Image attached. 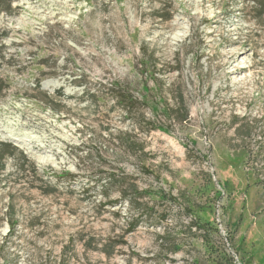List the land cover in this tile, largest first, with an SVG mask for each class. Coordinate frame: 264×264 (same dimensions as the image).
<instances>
[{"label": "rangeland", "instance_id": "obj_1", "mask_svg": "<svg viewBox=\"0 0 264 264\" xmlns=\"http://www.w3.org/2000/svg\"><path fill=\"white\" fill-rule=\"evenodd\" d=\"M260 8L3 3L0 264H264Z\"/></svg>", "mask_w": 264, "mask_h": 264}, {"label": "trees", "instance_id": "obj_2", "mask_svg": "<svg viewBox=\"0 0 264 264\" xmlns=\"http://www.w3.org/2000/svg\"><path fill=\"white\" fill-rule=\"evenodd\" d=\"M7 0H0V9H1V5L3 3H5ZM254 2L259 6L261 7L260 9H264V4L260 2V0H254ZM0 85H2V88L0 87V96L2 94V91L3 89H5L4 87H6L5 85L2 84L1 80H0ZM116 92L119 96V105H121L123 107V109L127 112H130L132 109H135L136 107H138L139 104H141V102L136 99L133 94H131V92H129L128 89L126 88H123V87H118L116 88ZM183 107L184 108V111L186 112V115H182V118H178V121L179 123H183V122H186L188 120V111H187V108L185 107L184 103H183V100L181 98L180 102H179V109H181L180 107ZM180 113V111H179ZM31 172L35 175L36 173H38L36 171L35 168L32 167L31 169ZM128 179V180H127ZM120 184H122L124 186V184L127 186V188L125 190H121V194L123 195V197H126V194L130 191L131 193L133 194H140L141 193L139 192V188L136 186V184L132 183L129 181V178L127 177H122L121 180L119 181ZM129 190V191H128ZM152 211H153V208H151V213H149L148 215H151V216H148L149 218H152ZM9 226L11 227V229L14 228V223H11L9 222ZM197 227H200L201 229H204L206 232L208 230L207 226H205L204 224H199V226ZM199 228V229H200ZM200 229V230H201ZM162 238V237H161ZM179 244H174L173 246L176 247L178 246ZM216 252L217 254L218 253H221V255H217L216 258H214L212 261H215L216 263L218 264H226L225 262H227V253L225 252V250H223L222 252L219 251L218 248H216Z\"/></svg>", "mask_w": 264, "mask_h": 264}]
</instances>
